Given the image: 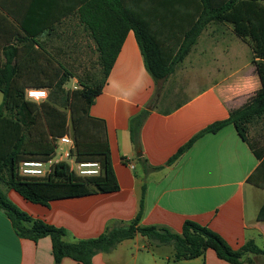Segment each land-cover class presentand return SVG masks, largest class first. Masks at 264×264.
<instances>
[{"label":"crops","instance_id":"1","mask_svg":"<svg viewBox=\"0 0 264 264\" xmlns=\"http://www.w3.org/2000/svg\"><path fill=\"white\" fill-rule=\"evenodd\" d=\"M90 1L0 0V67L7 65L14 48L20 52L22 66L27 67L25 55L31 40L37 42L35 49L50 54L58 67H83L80 64L87 54H98L79 14ZM100 1L116 10L103 17L109 22L105 34L119 30L125 12L158 38L162 51L169 52L191 20L194 6L200 4V0L94 3ZM228 36L235 38L229 41ZM253 59L252 46L235 34L231 24L213 22L176 71L157 82L146 68L135 32L130 30L90 109L91 116L107 126L119 191L55 200L48 206L31 203L14 190L2 188L3 192L32 217L64 228L65 240L71 243L97 238L108 228L131 222L142 211L141 226L164 227L179 234L186 221H193L219 234L234 250L250 241L264 249L260 242H264V188L257 184L264 178V115L249 124L248 142L229 124L217 133L203 135L168 164L200 132L228 119L232 110L242 107L262 88ZM8 66L18 67L16 58ZM175 81L189 86L190 92L182 90L183 95L175 97L170 87ZM142 112L147 116L135 144L131 122ZM158 248L137 235L111 252L95 255L92 264H170L171 260L173 264H231L212 249L194 260L177 261L175 253L156 254ZM245 258L253 263L243 264H264L263 256L248 254ZM0 264H56L52 240L20 238L7 214L0 211ZM61 264L82 263L66 257Z\"/></svg>","mask_w":264,"mask_h":264},{"label":"trees","instance_id":"2","mask_svg":"<svg viewBox=\"0 0 264 264\" xmlns=\"http://www.w3.org/2000/svg\"><path fill=\"white\" fill-rule=\"evenodd\" d=\"M222 1L200 0V4L194 6L190 13L191 20L182 30V36L176 38L178 42L176 46L170 47L169 52L162 51L164 46H160L158 38L151 36L143 24L132 20L125 12L122 14L124 19L120 18L119 30L105 34L109 22L103 17L115 12V7L110 3H94L91 0L80 8L79 14L81 22L88 27L97 44L99 69L103 78L96 80L92 75H87L86 80H81L78 88L72 92L67 91L65 85L74 74L54 64L50 54L35 49V40L28 43L29 52L25 55L29 62L27 67L20 63L18 49H13L7 65L0 67V92L3 94L0 105V211L7 214L20 238L37 242L50 237L56 264H61L66 257L78 263L92 264L95 255L111 252L123 241L134 239L137 235L146 238L151 245H173L177 261L194 260L209 249L231 264L253 263L245 258L248 254L264 257V249L254 242L250 241L241 249L234 250L219 234L193 221H186L179 234L164 227L141 226L142 211L131 222L108 228L97 238L67 242L64 228L50 225L22 211L1 187L3 185L27 201L44 206L55 200L119 191L107 126L104 121L92 117L90 109L102 93L130 30L135 32L146 68L157 82L166 80L176 71V66L191 53L199 36L213 22L229 23L239 38L249 39L262 88L242 107L232 110L228 119L215 122L200 132L168 164L174 163L203 135L217 133L229 124H233L241 138L248 142L249 124L264 115V0ZM14 58L19 65L16 68L8 66ZM27 89H47L49 97L40 104L30 102L26 99ZM146 116L147 112H142L131 122V138L135 144ZM69 133L75 141L76 160L98 161L102 166L100 176L78 177L66 163L56 164L53 174L45 179L19 175L18 166L21 162L48 161L53 158L56 140ZM255 154L259 159L262 158L256 151ZM257 184L264 188V178Z\"/></svg>","mask_w":264,"mask_h":264},{"label":"built area","instance_id":"3","mask_svg":"<svg viewBox=\"0 0 264 264\" xmlns=\"http://www.w3.org/2000/svg\"><path fill=\"white\" fill-rule=\"evenodd\" d=\"M48 97L49 91L47 89H27L26 91V99L33 103L40 104L46 101ZM56 146L55 156L48 161L27 160L21 162L18 166L19 175L30 179H45L53 174L55 165L60 163L68 164L71 171L81 178L101 175L102 166L98 161L78 162L76 160L74 156L76 147L72 134H66L56 140Z\"/></svg>","mask_w":264,"mask_h":264},{"label":"rangeland","instance_id":"4","mask_svg":"<svg viewBox=\"0 0 264 264\" xmlns=\"http://www.w3.org/2000/svg\"><path fill=\"white\" fill-rule=\"evenodd\" d=\"M233 38H235V37L228 36L227 39H229V41L232 39V41H233ZM244 41L249 46H252L251 41L249 39H246ZM86 57H87V60H85V62L83 64H80V65H83V67H79L77 69L76 68H74V69L69 68V71L72 72V73H74L77 76V79H72V80H70V82H68L65 85V89L67 91L72 92L73 90H75L76 88H78L79 82L81 80H86V76L87 75H89V76L92 75L94 78H96V80H101L103 78V75H102V73H100V69H99V66H98L99 65L98 64V54L91 55V56H90V54H87ZM245 58H246V59H244L245 61H248L249 60V56H246ZM171 84H172V86H170L171 87V91H172L171 93L173 95H175V97H176V95H183V93H182L183 91L182 90H184L185 93L186 92H188V93L190 92L189 86H186V85L182 84L181 82L175 81V83H171ZM178 89H181V91H178ZM175 97H173V98H175ZM0 98H2V95L1 94H0ZM175 99H177V98H175ZM70 131H71V128H70ZM58 152L60 153V150ZM1 187L4 188L3 185H1ZM15 205L17 207H19L17 204H15ZM261 241L264 244V242H263L262 239H260V242ZM156 247H159L157 249L156 254L158 253L160 256L163 254V256L165 257L166 255L170 256L171 254H174L175 253L174 246L173 245H170V244L169 245L156 246ZM170 264H173V261L172 260H171V263Z\"/></svg>","mask_w":264,"mask_h":264}]
</instances>
